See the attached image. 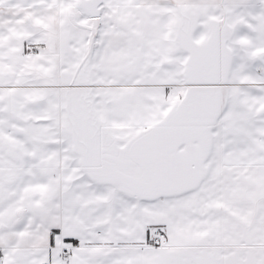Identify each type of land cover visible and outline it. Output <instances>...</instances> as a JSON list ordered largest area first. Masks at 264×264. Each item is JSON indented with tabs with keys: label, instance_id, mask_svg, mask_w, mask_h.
Returning a JSON list of instances; mask_svg holds the SVG:
<instances>
[{
	"label": "snow or ice",
	"instance_id": "6c2138e0",
	"mask_svg": "<svg viewBox=\"0 0 264 264\" xmlns=\"http://www.w3.org/2000/svg\"><path fill=\"white\" fill-rule=\"evenodd\" d=\"M0 264H264V0H0Z\"/></svg>",
	"mask_w": 264,
	"mask_h": 264
}]
</instances>
